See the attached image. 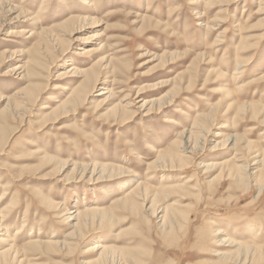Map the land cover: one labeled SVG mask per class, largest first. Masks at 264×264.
Returning <instances> with one entry per match:
<instances>
[{"label":"rangeland","instance_id":"374dc122","mask_svg":"<svg viewBox=\"0 0 264 264\" xmlns=\"http://www.w3.org/2000/svg\"><path fill=\"white\" fill-rule=\"evenodd\" d=\"M9 1L24 8L27 17L16 26L17 12L9 13L0 27V198L3 190L8 192L0 209L17 207L8 227L0 223V250L20 248L19 264H264V194L258 198L259 186L253 180L249 187L224 181L221 169L197 168L203 161L244 162L234 159L243 158L239 149L248 141L253 152L264 155L263 118L238 115L244 103L264 106L261 0H49L43 11L45 0ZM75 16L89 17L91 23L76 20L72 26L77 32L71 34L60 25ZM21 28L24 34L8 37ZM41 32L55 42L51 49L34 50ZM89 48L92 56H85L82 50ZM108 56L114 57L111 64L104 61ZM72 65L86 73L96 68L97 87L80 106L46 120V114L86 84L84 75L62 80L61 73ZM179 77L187 80L174 93L171 85L149 87L160 78ZM253 79L260 80L252 86ZM110 88L116 96L106 102L108 96L100 93ZM169 93L174 103L165 109L155 107L151 114L142 108L145 101ZM128 102L124 112L116 109ZM46 104L50 109L45 111ZM214 107L218 112L205 151L189 170L148 169L182 132L196 130L198 114ZM233 136L241 139L238 153L230 149ZM229 137V148L222 143L213 149ZM256 155L249 159L251 174L258 170ZM88 165L97 166L93 178L91 169L83 173ZM192 176L196 180L190 186L198 183L201 195L173 191ZM138 181L159 195L155 216L148 217L150 198L138 212L83 226V234L75 236L81 243L72 251L29 245L39 238L65 241L75 223L65 220L68 211L107 210L114 197H126ZM165 208L174 219L166 226L161 218ZM219 229L225 234L218 236ZM225 236L243 247L240 256L221 261L214 254L229 252L220 246ZM98 243L102 249L97 253H85Z\"/></svg>","mask_w":264,"mask_h":264},{"label":"bare ground","instance_id":"6f19581e","mask_svg":"<svg viewBox=\"0 0 264 264\" xmlns=\"http://www.w3.org/2000/svg\"><path fill=\"white\" fill-rule=\"evenodd\" d=\"M48 1L49 0H45L44 1L43 7H42V11L44 10L45 6L48 5V3H47ZM3 2L4 3H2L0 5V27L4 26V24L6 22V21H4V17H5L4 15H7L9 13L17 12V15H16L17 17H15L14 20H13V22H15L16 26L18 25V22L20 21V18H26L27 17V11L24 8H21V7L19 8L18 6L11 5L9 0H5ZM83 2L85 4H87L86 0H84ZM258 4H264V0H261ZM259 9L261 10L260 12L264 11V7H262V6ZM94 11L96 13L98 12L97 10H94ZM86 12L90 13V14L95 13L93 11H91V12L90 11H86ZM75 17H76L75 19H72V20L69 19V21L62 23L60 26L64 27L65 30L70 31L71 34H73V33L77 32L76 29L72 26V23L74 22V24H75L76 20L79 21L81 24H86L87 22L91 23V22H89V21H91L89 17H80V16L79 17L75 16ZM94 18H93V23H94ZM97 19L98 18H96V20ZM29 20H27L26 22H28ZM96 22H98V21H96ZM84 26H86V25H84ZM78 31H80V30H78ZM44 32H41L40 34H38L40 41L37 42V45L34 48V50H36V51L44 50L45 47L47 49H51L52 48L51 47L52 43L53 44L55 43L54 41H50L49 40L50 38L48 39L49 36L46 33H44ZM24 33L25 32H24V30L22 28L19 29L18 32H15L14 30H12V32H10L8 37L18 36L19 34H24ZM32 35H35V33L31 32V36ZM62 35L64 36V35H69V34L67 32H64V33H62ZM92 37H94V36H92ZM89 40L92 41L90 38H89ZM63 43H65V41ZM66 43L68 44L67 41H66ZM217 45L218 46H216V47H219L221 45V42L217 41ZM66 46H67V48L70 47L68 45H66ZM93 50L94 49L89 48V49H85V50H82V51H83V54H86L85 56H87V54L91 55ZM98 50H100V49H98ZM96 51H94V52H96ZM105 59H104V61H106L107 63L110 62V64H111L113 62V60H114V57L108 56V58L106 60ZM102 63H104V62H102ZM107 63H106V65H109ZM243 63H244V61L240 62L239 68L236 69L237 71L238 70L240 71V69L243 67V66H241V65H243ZM93 67L95 68V66H93ZM93 67H92V69H93ZM107 67H104V68H107ZM20 69H22V68H16V71L20 70ZM95 69L91 70V72L86 73L88 71L87 69H86L87 71L86 70L83 71V69H81L80 67L73 66L72 68L67 69L66 71H63L61 73L60 76H61L62 80H65V79H68V78H72V77H77V76L81 77L82 75H84V77L86 78V84L83 83L82 85H85V86H82L81 89H77L78 91L73 92V94L66 101L62 102L61 105L58 106V108L52 109L51 112L46 114V117H45L46 120L51 118V117H56L62 110H67V109H70V108H76V107L80 106L82 103H84V101H86V99H87L86 97H89L93 93V90L96 89L98 81H99L98 77H96L98 75L95 74L96 73ZM114 72L115 71H113V73ZM27 74H29V71H28ZM27 74L24 75L23 77L27 78ZM237 74H239V73H237ZM262 79H264V77ZM185 80H187L185 77H179L178 80H177V78H174L172 80H167V79H164V78H162V79L160 78V79L157 80V82L153 83L152 86L149 85V87L152 88V89H155L157 87L160 88V87H167V86L171 85V86H173L172 90H173V93H174V89L179 87L180 84L183 85V84L186 83ZM253 80H254V82L251 84L252 86H253L254 83H258V81L260 79H257V80L253 79ZM193 82H194V78L192 76H190V78L188 79V84H190L189 86H191L193 84ZM113 92L114 91L110 88L108 90V92L100 93V95L101 96H108L107 98L106 97L105 98H106V102H109V100H111L112 98H114L116 96V94L113 93ZM170 94L171 93L166 94V95L164 94V96L159 97L157 99L149 100V102L145 101L142 104V108L144 106H147V108H148L147 111L150 112L151 114L155 110V107H156V109H159V110L165 109L166 105H168V104L171 105L172 102L174 103L173 99H171L169 101V98L171 97ZM129 103L130 102L126 103L125 106H122V103H120L119 105H117L116 109L124 112L125 109L130 106ZM12 104L13 103H11L10 105H12ZM16 104H21V101L17 100ZM253 106H254V104L253 105H246V103L242 104V106L238 110L239 117H242V118L250 117L251 119H256L259 116H261L263 118V120H264V106L263 105L261 106V105H258V104L256 106H254V107ZM20 107L21 106H18V108H20ZM48 109H50V107H48L47 104H46V106L44 107V110L46 111ZM75 110L76 109H74V111ZM217 112H218L217 108L214 107L212 112H209L208 114H204V115L203 114H198L197 118H196V123H195V126H194L196 130H191L190 132L189 131L182 132L181 135H180V139L178 138V140L175 141V144L173 145V147L169 148L166 151H163L162 153H160L158 159L157 160L155 159L156 160L155 162H153V163L148 165L149 166L148 169H151V168L152 169H157V168L162 167V168H170L171 170L172 169L175 170V168H177L178 171L186 170V169L189 170L190 166L192 165L193 160L196 159L197 157H201L202 153L205 151L204 150V148H205L204 146L206 144V138L205 137L210 132L209 129L212 128L215 125L214 118H215ZM182 113H184V111H182ZM231 137L223 140L222 142L216 143L213 146V149L217 150L218 147H220V145L222 143L226 144V146L224 147L226 149L229 148L230 145L233 144V146L230 149H235L236 153H238L239 151H243V153H244V156H243L242 159H240L238 157V155H237V157H235V159H234V160H236L235 162H237V161H244V162H241V163L238 162L239 164H234V162H233V165L230 166L229 162H227V161H224L222 163L204 162L203 161V163H205V164H203V165L200 164L202 166L201 167L198 166L197 168L198 169L199 168H203L206 172L207 171L211 172L215 168L221 169V174H222L221 175V179L224 178V181H237L238 183L243 182L248 187L252 185L251 180H253V183H255V184H257L259 186V189H258L259 193H258L257 196H258V198H260V197H262V194H264V192L262 191L264 189V155L261 154L258 150L255 151L256 153L258 152V155L255 156L256 158H255V162H254L253 165L254 166L257 165V166H255V168L256 169L258 168V170L255 173L251 174V171H250L251 168H250L249 159L251 158V156L253 154H255V152L252 151L253 143H251L249 141L246 142L247 140L245 141L246 143L243 141L245 143V145L241 146L239 151H238V149H237L238 145H239L238 142L241 139L238 136H233L234 140L229 145ZM153 149L155 150L156 148L153 147ZM257 156H261V159H258ZM89 169H91L92 178H93V176L97 172V166L93 165L92 168H90L89 165L85 166L84 169H83V173L85 174ZM101 173H100V175H101ZM102 175H104V174L102 173ZM195 176H197V174ZM193 177L194 176H192L191 178L188 179V181L185 183V186H176V188L173 189V191H176V190H182L183 191V190L188 189L190 191H192V190L198 191V194L201 195L200 188L198 190L196 189L197 187H199L198 183H195L194 187L190 186V184L192 182H195V180H196V179H193ZM1 182H2V180L0 181V183ZM212 182H213V180H210V183H212ZM131 188H132L131 192H129L126 197H124V198L123 197H119V196L114 197L110 201L109 209H107V210H103L101 208H97V209L92 208L91 209L90 207H87V208H85L84 210H82L80 212L79 211H68L67 210L68 211L67 214H69V216L65 220H68L67 222H72V223L75 222V223L71 224L72 228H74V231L67 234L65 241L61 242V241L52 239L50 241L47 240V242H45L44 240L39 238L38 241L29 242V245L31 244L30 246L32 248H34V246H36V247H39V248L40 247H46V248H49V249L50 248H57V249H60V250L68 249V250L72 251L74 249V247L78 246V242H79V241H77V239L75 237L76 233L82 235L83 233H81L80 230H81V228L83 226L87 227L91 222L93 223L97 219L99 221H101L102 223L104 221L106 223V221H108V220L112 221V219L114 217H116V218L118 217V219L120 217L123 218V216H124L123 214L124 213H129V212H132V213L134 212L135 213V212H138L141 208H145V206H146L145 204H147L148 199H150V198H154V200H152L153 204H152V207H151V212L149 210L150 214L148 212V214H149L148 217H150V216H152L154 214L156 215L157 213H159V211L157 212V202L159 200V195L157 194V191L155 192L156 195L153 196V194H151V192H150L152 188L148 187V185L145 186V183H142L140 181H138ZM6 191L7 190H3V193H2L1 198H0V203L2 202V200L4 201L6 199V197L8 195V192H6ZM48 202L49 203L47 205L53 207L52 203L50 201H48ZM13 208L17 209L16 206L15 207H11V206L10 207H4V208L0 209V223L2 224V226L6 225V223L9 221V219L11 217L10 212H11V210ZM54 208H55V206H54ZM168 209L165 208L164 210L161 211V213L163 212L161 218L164 220L163 221L164 225H165V223H168L171 220L174 221V219H172L171 209H169V210ZM147 211H148V209H147ZM121 213H122V216H121ZM118 221H120V220H118ZM2 226L0 225V231H2L1 230ZM5 231H6V229H5ZM217 233H218V236H221V235L225 234V232L224 231L222 232L221 229H219ZM230 237L231 236H225L224 238H221L219 240V241H221L220 246L224 247L225 249H228L229 252L226 251V253H225V251H221V250L220 251L217 250V252L215 251L216 254H214V255H215V257H217L216 259L224 261L226 259H230L233 256L235 257L236 255L240 254V252L242 250V247H243L242 244L240 245V243H235L233 240L230 239ZM79 243H81V242H79ZM100 246L101 245H99V243H98V245L96 244V245L92 246L90 249L87 248L88 250L85 251V253H87V254L97 253L99 248L102 249V247H100ZM15 247H14V245H12L8 249L7 248L3 249V251L0 250V264H10V263H12V261L13 262L15 261V258L19 260L18 253H19V251L21 252V250H20V248H19V250H17V248H15ZM105 247H107V246H105ZM105 247H103V251L108 250ZM232 248H234L236 250H233ZM260 249L261 248H259V250ZM231 250H233V251L230 252ZM23 251L24 250H22V254H23ZM25 251H26V249H25ZM12 253H14L15 256H13ZM101 255L103 256L104 254H101ZM260 257L261 256H259V258ZM13 258H14V260H12ZM20 260H22V259H20ZM20 260L17 261V264L22 262Z\"/></svg>","mask_w":264,"mask_h":264}]
</instances>
